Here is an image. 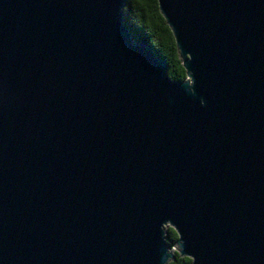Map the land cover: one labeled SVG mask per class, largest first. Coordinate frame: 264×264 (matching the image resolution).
Instances as JSON below:
<instances>
[{
  "label": "water",
  "instance_id": "obj_1",
  "mask_svg": "<svg viewBox=\"0 0 264 264\" xmlns=\"http://www.w3.org/2000/svg\"><path fill=\"white\" fill-rule=\"evenodd\" d=\"M126 2L0 0V264H264V0Z\"/></svg>",
  "mask_w": 264,
  "mask_h": 264
},
{
  "label": "trees",
  "instance_id": "obj_2",
  "mask_svg": "<svg viewBox=\"0 0 264 264\" xmlns=\"http://www.w3.org/2000/svg\"><path fill=\"white\" fill-rule=\"evenodd\" d=\"M124 10L126 25L135 40L149 43L154 48L168 64L172 79L185 80L186 70L179 58L173 32L160 12L158 0H127ZM167 240L170 246H174L178 240V234L172 227L167 228ZM175 255L176 258L169 264L192 262L191 258L181 256L177 251Z\"/></svg>",
  "mask_w": 264,
  "mask_h": 264
},
{
  "label": "built area",
  "instance_id": "obj_3",
  "mask_svg": "<svg viewBox=\"0 0 264 264\" xmlns=\"http://www.w3.org/2000/svg\"><path fill=\"white\" fill-rule=\"evenodd\" d=\"M174 246H175V245H174ZM174 246H172V247H171V249H173V248H174ZM176 248H177V247H176ZM176 250H177V249H175L174 251H176Z\"/></svg>",
  "mask_w": 264,
  "mask_h": 264
},
{
  "label": "rangeland",
  "instance_id": "obj_4",
  "mask_svg": "<svg viewBox=\"0 0 264 264\" xmlns=\"http://www.w3.org/2000/svg\"><path fill=\"white\" fill-rule=\"evenodd\" d=\"M168 227H171V226H169V225H167ZM168 227H166V229L168 228ZM177 247V246H176Z\"/></svg>",
  "mask_w": 264,
  "mask_h": 264
}]
</instances>
